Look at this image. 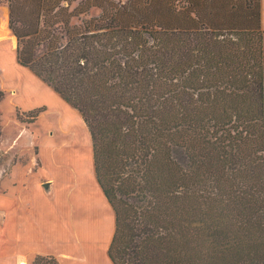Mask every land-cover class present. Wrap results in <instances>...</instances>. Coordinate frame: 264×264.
Segmentation results:
<instances>
[{
  "label": "trees",
  "instance_id": "trees-1",
  "mask_svg": "<svg viewBox=\"0 0 264 264\" xmlns=\"http://www.w3.org/2000/svg\"><path fill=\"white\" fill-rule=\"evenodd\" d=\"M7 6L17 63L88 130L111 263L264 264L261 0Z\"/></svg>",
  "mask_w": 264,
  "mask_h": 264
},
{
  "label": "rangeland",
  "instance_id": "rangeland-1",
  "mask_svg": "<svg viewBox=\"0 0 264 264\" xmlns=\"http://www.w3.org/2000/svg\"><path fill=\"white\" fill-rule=\"evenodd\" d=\"M7 1L0 0V20ZM2 31L0 225L5 204L9 209L16 203L20 214L27 217L17 231H11L20 241L22 253L72 250L78 255L84 253L86 264H101L106 260L105 247L113 231V210L94 175L88 130L74 108L17 63L16 39L10 30ZM263 36L264 32V47ZM37 110L38 115L30 120ZM43 183H49L48 190ZM6 191L12 200L4 197ZM16 194L19 202L14 200ZM7 231L1 226L0 264H6L13 246ZM63 256L51 257L58 261Z\"/></svg>",
  "mask_w": 264,
  "mask_h": 264
},
{
  "label": "crops",
  "instance_id": "crops-1",
  "mask_svg": "<svg viewBox=\"0 0 264 264\" xmlns=\"http://www.w3.org/2000/svg\"><path fill=\"white\" fill-rule=\"evenodd\" d=\"M1 14L3 15L0 20V25L3 26V29H5V31L9 32V29H8V23L5 22V20L7 19L8 17V6H6V8H4L1 12ZM5 22V23H4ZM4 23V25H3ZM2 29V30H3ZM261 29L263 30L264 32V6H263V0H261ZM1 30L0 28V37L3 36V31ZM2 40V39H1ZM263 42H264V36H263ZM4 197H6V199H9V200H12V197L10 195L9 192H5L4 194ZM14 200L16 202H19V197L18 195L16 194L15 195V198ZM107 201V200H106ZM21 211L20 209L17 207L16 203L15 204H10V208L8 209L7 208V204H5L4 206V211H3V225L5 227V230L7 228V237L8 239L10 240V242H13L12 243V247H11V252H10V255H8V258H7V262L6 264H19L20 262L23 261V264H29V260H30V257L31 256H35V255H42V256H54V255H58V254H62V255H65L66 257H60L58 258L57 262H59V264H64V262H68L67 264H86L88 262V259H86V255H84V253L78 255L76 253V251H61V252H51V251H48V252H37L36 250L34 252H26V253H22V251L20 250L19 247H21V243L20 241L17 239V236H13V234H11V231H17V229L22 226V221L24 219H26L27 217L25 216H22L21 214ZM51 216H53L51 214ZM13 222H14V225H13ZM3 225H0V228L1 226ZM13 225V226H12ZM76 228V227H75ZM113 230H114V213H113ZM112 231V229H111ZM109 231V233L111 232ZM6 232V231H5ZM113 234V231L111 232ZM112 237V235H111ZM107 240H108V236H106ZM13 240V241H12ZM111 240V238H110ZM110 241H108L106 243V247H105V250H106V260L103 261V263L101 264H112L110 259L108 258V255H107V248H108V245H109ZM66 253V254H65Z\"/></svg>",
  "mask_w": 264,
  "mask_h": 264
},
{
  "label": "water",
  "instance_id": "water-1",
  "mask_svg": "<svg viewBox=\"0 0 264 264\" xmlns=\"http://www.w3.org/2000/svg\"><path fill=\"white\" fill-rule=\"evenodd\" d=\"M43 187L45 190H48L49 189V183H43Z\"/></svg>",
  "mask_w": 264,
  "mask_h": 264
}]
</instances>
